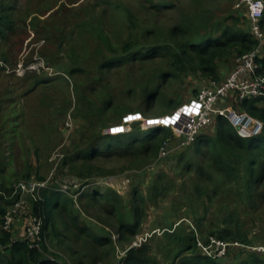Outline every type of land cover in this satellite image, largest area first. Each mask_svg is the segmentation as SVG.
<instances>
[{"label": "rangeland", "instance_id": "374dc122", "mask_svg": "<svg viewBox=\"0 0 264 264\" xmlns=\"http://www.w3.org/2000/svg\"><path fill=\"white\" fill-rule=\"evenodd\" d=\"M238 1L0 0V143L11 138L6 153L12 160L0 183L8 190L15 188L0 187V194L6 212L12 206L16 209L9 227L14 238L26 239V227L35 216L34 201L57 185L72 199L78 222L57 213L56 235L44 236L43 241L48 256L67 264L78 260L120 264L129 248L144 244L149 247V264H182L196 254L179 253L187 237L213 236L230 214L232 226L248 233L246 246H264V179L255 185L256 197L250 204L239 186L226 188L219 179L217 152L208 143L184 144L188 130L169 123L198 88L214 80L186 74L183 82L176 76L147 104L138 90L118 92L121 79L115 74L110 83L103 77L91 90L99 58L121 52L129 40L160 42L175 24L190 32L203 28L206 20L233 24L231 17H238L239 25L250 30L247 12L237 6ZM128 7L136 21L129 20ZM157 23L164 34L145 35ZM157 66L156 62L138 67L148 73ZM37 81V89L29 91ZM173 98L177 105L170 103ZM107 99L111 106H106ZM216 120L213 117L203 130L215 133ZM159 125L171 131L159 152H147L143 142L135 147L128 142L118 150V137L138 131L148 134ZM107 134L114 135L104 139L103 148L116 151L105 158L87 155L89 144ZM108 143L112 145L107 148ZM93 191L104 199L95 202L89 196ZM17 194L19 198L7 204ZM134 204L142 215L138 233L130 236L121 227L131 224ZM82 225L95 235H112V245L99 251L79 230ZM251 257L246 252L223 264L243 260L252 264Z\"/></svg>", "mask_w": 264, "mask_h": 264}, {"label": "trees", "instance_id": "16d2710c", "mask_svg": "<svg viewBox=\"0 0 264 264\" xmlns=\"http://www.w3.org/2000/svg\"><path fill=\"white\" fill-rule=\"evenodd\" d=\"M168 5L172 6L171 3H168ZM242 7L241 9L246 10L248 15L247 6L244 5ZM126 11L129 20L136 21L133 20L135 18L133 10L128 7ZM229 19H233V24H229L228 22L222 23L221 21L211 24V22L205 19L206 23L202 25L203 28L198 27L196 30H190V32L182 26L175 24L168 28L169 37L162 39L160 42L158 40L151 42L129 40L123 45L121 52L117 54L114 52L112 55L109 53L110 55L106 54V56L99 58L100 60H98L96 65L97 68L95 67L96 70L92 73L91 90L95 91L98 88L101 83L100 80H104L103 77H107L108 80L106 81L110 83L111 77L115 74V76H120L121 79V83H118L120 86L118 92L122 91L125 93L138 90L143 98V103L147 104L156 100L162 91V87L176 76L182 77V81L185 82L186 74H189L188 76L200 74L207 79L214 80L210 82L211 84L204 86L222 84L235 65L232 57L236 54L241 55L252 50L258 43L256 36L251 31L249 15L247 19L250 30L239 25L238 17H231ZM261 28L264 31V14L261 19ZM146 34L161 36L164 32L162 26L157 23L156 27L149 29ZM105 42L108 48L113 50L110 40L106 38ZM156 62L158 66L148 73L138 67L146 63L156 64ZM259 62L261 64L260 70L264 74V54L259 59ZM228 69H230V72L227 75L226 71ZM222 74L225 76L223 79ZM218 81L221 82L218 83ZM39 84L40 82L37 81L28 90H36ZM202 87L198 88L193 98L196 99L198 97ZM173 99L170 103H176L177 105L179 101L176 98ZM111 103V100L107 99L106 106H111ZM237 107L247 110L264 123V99H245ZM77 112L80 113L81 111L78 110ZM102 121L103 119L98 122ZM216 124L215 133L209 134L202 130L192 144L208 143L210 148L214 152H217L216 162L220 165L218 175L223 185L226 188L232 185L239 186V193L242 198L248 199L249 203L252 204L256 197L255 185H258L264 179V132L258 136H244L239 133L238 129L228 119L222 116H217ZM170 132L169 128L159 125L148 134L145 131L130 132L126 135L128 138L124 136L118 137L115 141L120 145L118 146V150H124L128 142L132 147L143 142L145 145L147 144V152L156 149L159 152L160 148L166 144V138L171 134ZM113 135L107 134L103 137L98 135V139L89 144L87 155L105 158L114 153L115 149L112 151V149L107 150L103 148V146H106L104 139L110 138ZM10 142L11 138L6 136L2 140V143H0V177L5 173L7 165L12 163V160L6 153L8 147L6 145ZM111 145V143H108L107 148ZM100 146L101 148H99ZM0 187L5 191H15L14 187L8 190L3 182L0 183ZM56 187L57 185L53 188L45 189L41 193V198L34 201V214L41 218L43 226L41 240L33 246L26 239L14 238L10 231L3 228V217L7 210L3 204L4 196L0 194V201L3 200L0 203V264H67L55 258L53 261L47 260L48 254L51 253L45 241H43L44 236L47 238L51 235H56L58 230L57 213L62 215L65 213L64 215L74 220L73 222H78L77 212L71 208L72 199ZM97 193L93 191L89 194L95 202L99 201L98 199H104L99 197ZM215 194H218V190H216ZM136 197L140 196L136 195ZM18 198L19 195L17 194L14 196V199L7 201V204L14 203ZM132 209V212H130V216L133 217L131 224H125L121 227V231L130 236L138 233L139 220L142 215L138 204H134V208ZM227 216L224 218V223L220 224L216 232H213L211 235L224 242H238L240 245H230L225 256L215 258L203 254L198 244V236H189L183 249L179 248L178 251L179 253H184L192 250V252L196 251V254L194 252V254L190 255L189 259L181 260L182 264H223L246 252L252 255V264H256L255 261L260 263L264 261V253L253 251L248 248V245L246 246L245 243L249 242L248 233L238 226L233 227L231 224V214L229 217ZM79 230L93 241L98 250L103 249V247L109 248L113 243L112 235H95L88 232L89 230L83 225L79 226ZM201 239L205 243L208 242L207 237H202ZM101 256L100 254L99 259L103 260ZM97 261L93 262V264H98ZM77 262V264H85L83 260H78ZM150 262L147 244L129 248L119 261L120 264H149ZM240 264H247V261L243 260Z\"/></svg>", "mask_w": 264, "mask_h": 264}, {"label": "built area", "instance_id": "2783aa9c", "mask_svg": "<svg viewBox=\"0 0 264 264\" xmlns=\"http://www.w3.org/2000/svg\"><path fill=\"white\" fill-rule=\"evenodd\" d=\"M244 5L248 8L251 31L256 36L258 43L252 50L236 58L235 65L225 82L201 88L196 98L199 110L188 129L184 144L193 143L213 117L217 116L225 117L238 130L245 131L247 136H258L264 132V123L260 119L237 107L245 99H264V74L260 70L259 62L264 54V31L261 28L264 0H239L237 3L239 7ZM15 211V207L12 206V209L6 212L3 217V228L8 231L13 223ZM42 226L41 218L32 216L26 227V240L32 246L41 240ZM198 244L203 254L215 258L225 256L230 245H240L238 242H224L215 236H209L206 243L199 237ZM248 248L264 253L263 245L248 246ZM47 260L55 259L48 256Z\"/></svg>", "mask_w": 264, "mask_h": 264}, {"label": "crops", "instance_id": "0c3cea01", "mask_svg": "<svg viewBox=\"0 0 264 264\" xmlns=\"http://www.w3.org/2000/svg\"><path fill=\"white\" fill-rule=\"evenodd\" d=\"M199 110L198 103L195 98H192L189 103H186L171 119L170 124L184 131L188 130L192 124L195 115Z\"/></svg>", "mask_w": 264, "mask_h": 264}]
</instances>
